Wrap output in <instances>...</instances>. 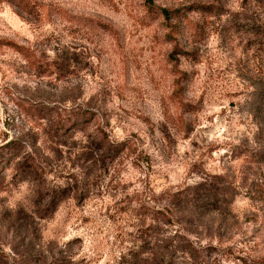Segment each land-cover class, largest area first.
I'll return each instance as SVG.
<instances>
[{"label": "rangeland", "instance_id": "rangeland-1", "mask_svg": "<svg viewBox=\"0 0 264 264\" xmlns=\"http://www.w3.org/2000/svg\"><path fill=\"white\" fill-rule=\"evenodd\" d=\"M0 264H264V0H0Z\"/></svg>", "mask_w": 264, "mask_h": 264}, {"label": "trees", "instance_id": "trees-1", "mask_svg": "<svg viewBox=\"0 0 264 264\" xmlns=\"http://www.w3.org/2000/svg\"><path fill=\"white\" fill-rule=\"evenodd\" d=\"M165 12H168V11H165ZM11 46L13 48H15L17 51L21 52V53L24 52V51H26V49H24L23 47H20L19 45L14 44V43H11ZM26 57L27 58H30L29 55H26ZM155 214H157L159 216L160 213H158V211H157V213H155Z\"/></svg>", "mask_w": 264, "mask_h": 264}]
</instances>
